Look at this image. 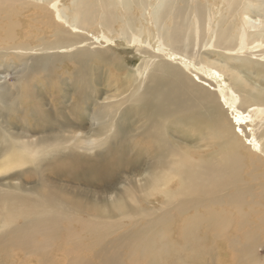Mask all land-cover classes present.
<instances>
[{"label": "bare ground", "instance_id": "bare-ground-1", "mask_svg": "<svg viewBox=\"0 0 264 264\" xmlns=\"http://www.w3.org/2000/svg\"><path fill=\"white\" fill-rule=\"evenodd\" d=\"M140 53L126 84L119 71ZM182 129L200 145L170 139ZM128 150V183L104 198L75 201L48 180L100 184L91 173ZM123 218H147L150 231L121 235L147 264L175 255L157 226L176 219L219 227L214 239L234 226L237 264H264V0H0V257L47 264L57 238L103 241Z\"/></svg>", "mask_w": 264, "mask_h": 264}, {"label": "rangeland", "instance_id": "rangeland-1", "mask_svg": "<svg viewBox=\"0 0 264 264\" xmlns=\"http://www.w3.org/2000/svg\"><path fill=\"white\" fill-rule=\"evenodd\" d=\"M221 9L220 3H218V6L213 8L214 11L218 13V11ZM99 42V41H97ZM106 45V44H105ZM124 47V46H122ZM122 48H120L121 50ZM206 50L208 48H205ZM129 50V51H128ZM126 51V50H124ZM128 54H132L133 50L127 49ZM137 55V56H136ZM141 55V56H140ZM144 56L142 53L135 54L132 59H126L124 61L125 68L119 71V74H121L122 79L128 84V80L124 78L125 74L128 71V68L130 66H135L136 63L140 61V59ZM156 61L163 60L159 59L160 57H155ZM110 66H105V69L109 68ZM97 72L100 73L99 79H102L104 76V79L108 76V72L103 70L102 71V64H99L98 67L95 69ZM104 73V74H103ZM9 82H14L16 79V76L13 74H9L6 78ZM36 80V79H35ZM9 85L8 83L6 84ZM125 86V85H124ZM144 86L142 84L141 88ZM125 90L126 87H124ZM47 99V97H46ZM33 101V100H32ZM48 102V99H47ZM72 100L70 102L67 101V105L70 106ZM49 105V102H48ZM6 112H9L12 110V108L8 109V106L5 109H3ZM2 124H6L7 122L1 121ZM178 129V128H177ZM181 134L179 135V138L177 136V131L172 132V136L170 139L178 144H186V145H200L201 140L196 139V134L192 136L193 132H187L185 130L179 131ZM107 148V146L97 147L91 151L89 150H80V153L85 154L86 157L93 158L95 157L100 151H103ZM210 150V149H209ZM207 150V151H209ZM198 153H201L196 149ZM107 154V153H104ZM133 151L128 150L125 155H115L113 158L111 157L110 163L108 166H101L100 173H91V176H99L103 181L100 184H94V183H86V181L82 178L81 181L76 180V178L70 179L68 181L62 180L60 178H48V180H51L53 185H56L54 189H58L59 192L63 193L66 198L73 199L75 201H81V202H88L94 199H101L104 198V196L109 192H115L117 189H113L112 186L116 184L119 181H123L128 183V179H126L127 175L131 174L133 172L134 165L132 164V161L134 160V156L132 155ZM122 155V156H121ZM129 155V156H128ZM119 159V160H118ZM109 161V159H106ZM131 162V163H130ZM129 164V166H128ZM73 173H77L78 170L73 167L72 169ZM77 171V172H75ZM82 173V171H79ZM60 184H66L65 186H59ZM128 186V184H127ZM131 195H128L126 198V203L129 204V206H135L134 201L130 200ZM143 202V198L139 196L138 198ZM132 201V202H131ZM150 205V206H148ZM132 206V207H133ZM141 207L150 208L158 207V204L156 202H149L145 204L141 203L139 205ZM214 208H218L214 207ZM217 210V209H216ZM214 209V211H216ZM164 214V210H160L157 212V214ZM109 215V214H108ZM147 218L140 219L137 224H134L133 221L123 218L122 219V225L119 227H114L111 229H106L105 231L101 232L100 236L105 237L103 241H95L93 240L96 236L91 235L89 233H84L83 236L79 239H72L68 241L65 245H61V239L57 238L56 242L47 248L43 254H48V259L46 262L49 263L50 259H54V264H103V261L106 257L109 255L115 256L117 259H120L122 264H147L148 259L147 258H141V257H129V253L133 252V243L129 240L131 236L128 237H122L121 235L125 233L126 231L130 229L136 228L137 230L141 229V233H144L147 231V229L150 231L151 227H146V220ZM168 225H159L158 228L163 229L164 233L166 234V237L168 241H170L172 247L176 250V253L173 257H170L167 259L164 264H177L180 261H183L185 264H237V262H241L239 258V254L235 253L233 251L232 247L230 246V240H234L235 242L242 239V236H237V238H233L231 231H235L234 226L231 228L229 235L225 229V237H220L214 239L213 238V232L221 231L219 230V227L204 228L203 224H195L188 226H181L180 225V219L173 220L172 222H169ZM150 225V224H149ZM214 230V231H213ZM148 231V233H149ZM179 231H181V234L178 235ZM182 232H187L186 236L182 238ZM188 234V235H187ZM123 238V240H121ZM115 239H117L119 242H116ZM113 240L116 246L112 245ZM264 241V240H263ZM262 241V242H263ZM57 246H63L65 247L64 255L59 256V258H54V256L59 251H53ZM191 246V248H190ZM237 247V245H235ZM100 248L102 249V254L100 253ZM259 253L262 254L264 257V247H261L259 249ZM21 255V254H20ZM14 257V256H13ZM13 257H0V260L5 262V264L11 263V260ZM21 257V256H20ZM17 258V257H14ZM32 258V261H30ZM37 258V259H36ZM38 258H41L39 256H30L29 261H26V264H39L37 262ZM47 263V264H48Z\"/></svg>", "mask_w": 264, "mask_h": 264}]
</instances>
